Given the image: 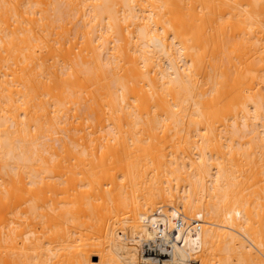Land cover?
Wrapping results in <instances>:
<instances>
[{"label":"bare ground","instance_id":"bare-ground-1","mask_svg":"<svg viewBox=\"0 0 264 264\" xmlns=\"http://www.w3.org/2000/svg\"><path fill=\"white\" fill-rule=\"evenodd\" d=\"M176 260L264 264V0H0V264Z\"/></svg>","mask_w":264,"mask_h":264},{"label":"rangeland","instance_id":"rangeland-1","mask_svg":"<svg viewBox=\"0 0 264 264\" xmlns=\"http://www.w3.org/2000/svg\"><path fill=\"white\" fill-rule=\"evenodd\" d=\"M125 214H121L120 217H118L117 219L114 220V222H112L113 224H115V227L117 230H119L122 233H125L126 235L130 234L132 230L136 229L137 231L141 232L139 224L138 223H134L131 220H128ZM157 229H161L159 226H155ZM131 236V235H130ZM153 241L152 237H150L147 234H144L142 236V242L141 243H129V249L130 251L135 254L138 262H141L142 257L144 256L143 253V249L147 247L148 244H150ZM159 244H154L153 245V250H155V252L160 251V248L158 247ZM158 248V250H157ZM92 262H99L98 258H92ZM174 264H182V261L180 260H176L174 262Z\"/></svg>","mask_w":264,"mask_h":264},{"label":"built area","instance_id":"built-area-1","mask_svg":"<svg viewBox=\"0 0 264 264\" xmlns=\"http://www.w3.org/2000/svg\"><path fill=\"white\" fill-rule=\"evenodd\" d=\"M178 224H179L180 226L183 225L182 219H179V220H178Z\"/></svg>","mask_w":264,"mask_h":264}]
</instances>
